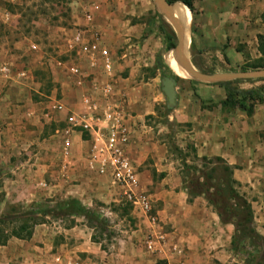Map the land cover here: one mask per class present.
<instances>
[{
	"label": "crops",
	"instance_id": "1",
	"mask_svg": "<svg viewBox=\"0 0 264 264\" xmlns=\"http://www.w3.org/2000/svg\"><path fill=\"white\" fill-rule=\"evenodd\" d=\"M198 2L196 9L192 3L193 18L195 17L196 21L191 35L193 43L218 44L227 40L230 45L227 47V53L230 54H238L233 45L237 38L238 41H243L245 33H248V29H243L242 34L236 36L235 29L239 23L246 24L248 16L257 10L264 13V0ZM227 5L231 6L229 13L225 9ZM102 13L99 5V10L94 16L102 19L103 27L100 25V30L104 37L102 34L101 36L108 47L114 45L116 38L119 41L122 36L136 37L141 31L140 24L130 23L128 18L121 19L116 16V19L109 20L110 16ZM193 18L191 15V20H194ZM92 25L95 26L96 23ZM2 50L0 48V54ZM125 56L126 54L121 55L120 67L133 69L134 63ZM25 72L28 76L23 83L14 84L10 81L8 87L4 85L5 80H0V165L10 172L6 180L15 191L17 185L13 183L20 181L25 191L32 189L31 186L36 182H42L43 187L38 188V192L40 189L54 192L57 191L55 185L46 183L43 177L44 172L55 164L57 173L61 175L60 146L64 135L62 132L66 128L64 114L50 110L51 99L42 106H35L30 98L25 97L24 104H20L19 101L32 85V73ZM198 85L195 89L197 94L192 91L191 93L201 96L199 102L207 97L213 101L217 100V105L206 108L198 102L193 115L190 116L184 112L176 114V111L180 110H176L175 99V109L169 118L178 117L182 122L191 123L188 137L193 140L198 155L219 156L231 166L232 178L239 183L240 192L251 205L254 228L264 237V137L258 132L261 124L259 117L256 118V111L247 116L237 109L221 110L219 102L223 99L224 92L217 88L216 98L212 94L216 90V86L212 88L215 84ZM122 111L130 131L125 153L136 171L137 189L143 192L149 201V212L153 220L147 219L138 209L132 210L131 213L133 212L135 217L134 226L120 230L123 234L116 238L117 244L109 251L101 247L100 243L91 241L92 229L88 228L81 218H75L72 225L57 227L49 237H45L47 235L43 233L41 237L30 238L31 242L25 241V264H51V259L57 254L63 259L73 258L77 264H242V258L229 246L232 225L221 223L201 195H187L182 178L173 169L172 162L165 159V146L148 142L145 125L136 122L124 109ZM59 122L62 124L57 127ZM47 125L52 131L48 137L45 131ZM50 137L55 139V144L48 143L47 138ZM68 139L70 154L65 173H69L72 179L79 180V183L62 189L63 197L76 198L86 207H90L92 198L113 201L121 197L120 190L107 176L98 175L88 169L86 158L91 144L89 135L70 131ZM78 144L86 148L84 166H81L79 161L80 164L76 166L77 157L71 159V148ZM22 150L25 158L21 156ZM34 196L37 195L31 194L30 197ZM148 237L159 241L155 242L157 250L154 253L145 249L144 242ZM32 248H35L33 253Z\"/></svg>",
	"mask_w": 264,
	"mask_h": 264
},
{
	"label": "rangeland",
	"instance_id": "2",
	"mask_svg": "<svg viewBox=\"0 0 264 264\" xmlns=\"http://www.w3.org/2000/svg\"><path fill=\"white\" fill-rule=\"evenodd\" d=\"M198 1L193 0L192 2L195 9L198 6ZM93 2L100 5L102 14L105 13L110 16L109 20L116 19L118 16L121 19L128 18L130 23H138L141 26V31L136 37L122 36L121 39L124 41L121 39L117 41L118 38H116L113 41L115 42L113 46L108 44L114 62L113 81H115L116 88L114 98L120 96L117 99L122 110L124 109L127 115L133 116L136 122L145 125L148 142L165 146V159L172 162L173 169L182 180L186 181L193 176L198 177L201 171L207 172V168L201 167L202 161L200 160V157L205 155H198L195 152L193 140L188 137L191 123L182 122L178 117L169 118L175 109V104L166 108V100L161 92L159 79L161 75L173 78L175 99H177L176 110H180L176 111V114L184 112L190 116L193 115L199 99L201 101L200 95L194 96L195 89L199 86L198 84L203 85L204 83L193 81L188 77L181 78L169 67L168 56L170 52H167L163 34L157 28L154 15L156 11L152 0H0V48L3 49L2 54H0V64L6 63L9 66L6 76L0 74V80L2 82L5 80L4 85L8 87L12 82L14 84L23 83L28 76L25 71H29L32 73V85L24 98L19 101L21 105L24 104L23 100L26 97L30 98L31 103L35 106H42L43 103L51 99L61 102L70 110L76 109L80 94L78 90L71 88V77L63 68L64 63L74 59L73 52L66 51V43L72 31L84 25L83 12ZM230 7L227 5L225 8L227 13L231 11ZM94 17L92 23H96V25H92V27L99 31L100 25L103 27L102 19ZM193 19H190L188 26L190 41L185 52L190 63L198 71L237 72L257 57L258 54L255 52L256 36L264 33V13L257 10L248 16L246 24L243 25L240 22L235 29L237 37L238 34H242L243 29H248L244 40L238 41L237 38L233 45L238 54L235 52L227 53V47L230 46L227 40L218 44H194L191 35L196 21L195 17ZM99 32L103 35L102 30ZM190 42H192V50H190ZM31 44L35 45V49L30 48ZM122 53L126 54L125 58L132 60L135 66L133 69L120 67ZM159 61L163 62L169 71L156 69L155 65ZM57 62L63 63V66L56 65ZM79 65H82V61L79 62ZM20 70L24 72L22 77L18 76ZM97 76L101 77V74H97ZM262 84H264V80H239L238 86L249 88ZM214 86H216V90L212 94L217 98V88H220L219 90L222 92L223 89L218 85H212V88ZM199 104L206 108H212L217 105V100L213 101L206 97ZM252 111H256V118L259 117L261 124L258 132L261 137H264V103H254ZM62 113L64 114V112ZM38 120L40 121L39 117ZM61 124L59 122L57 127H60ZM50 129L51 127L47 125L45 128L46 137L52 134ZM84 136L82 137L84 138ZM47 140L49 144H55V139L50 137ZM80 145L71 148V159L77 157L76 166L80 163L81 166H84L86 148L83 145L80 147ZM175 147L178 149H174ZM22 152L23 155L21 156L25 158L26 155L23 150ZM206 157L211 158L212 156ZM183 160L187 165L186 167L182 166ZM211 165L209 164L207 167ZM65 167H68V163ZM66 168L63 171L59 170L61 175L57 173V164L44 172L43 180L50 185H55L57 191L49 190L50 192H48L45 189L43 193L42 189L38 192V188L43 187L42 182H36L35 185L31 186L32 189L25 191V187L20 185V181H17L13 183L17 185L15 191L14 187H11V183L6 180L10 172L0 165V214L10 211L9 208L12 206L24 208L30 202L48 200L53 203L65 198L62 189L79 183V180L72 179L69 173H65ZM199 168L202 170L199 171ZM238 191H241L240 187H238ZM27 193L29 195L26 196ZM31 194L37 196L33 198L30 197ZM201 197L205 201L203 195ZM253 198L255 199V197ZM88 208H92L96 215L106 220L105 226L98 225L92 230L95 239L100 241L105 250L110 251L117 244L116 238L123 234L120 230L123 231L134 226L135 217L131 211L136 209L124 198L118 197L113 201L92 198ZM67 225H70L67 220L47 218L44 222L33 226L30 238L41 237L43 233L47 235L45 237H49V234L58 229L57 227L62 228L67 227ZM45 228L46 231H44ZM30 238L25 240L9 237L4 244L0 245V264H4V262L7 264H25L23 260L25 258V244L31 242ZM35 243L38 242L35 241ZM31 251V253L35 252V248H32ZM238 256L242 258V264H244V257L240 253ZM54 257L50 263L59 264L54 260ZM65 259L62 258L63 261ZM249 264H264V262L255 257Z\"/></svg>",
	"mask_w": 264,
	"mask_h": 264
},
{
	"label": "built area",
	"instance_id": "3",
	"mask_svg": "<svg viewBox=\"0 0 264 264\" xmlns=\"http://www.w3.org/2000/svg\"><path fill=\"white\" fill-rule=\"evenodd\" d=\"M98 10L97 3H91L84 10V25L73 30L66 43V51L73 52L74 59L64 63L63 68L71 77V87L79 91L77 108L70 110L57 100H52L50 105V110L64 112L63 121L66 123L61 138L60 170L65 169L70 153L68 133L78 131L88 134L91 141L86 158L88 169L98 175L107 176L120 190L121 198L151 221L153 216L149 212V201L137 189V174L125 153L130 131L117 99L120 96L114 98L116 88L113 81L112 54L103 42L101 33L92 27L94 14ZM30 48L35 49V45L31 44ZM80 61L82 65H79ZM56 65L63 66V63L57 62ZM8 71V64L1 63L0 74L6 76ZM97 74H101V77ZM18 76H24V72L20 70ZM155 242L159 241L146 238L145 249L156 252ZM54 260L59 264H77L73 258L63 261L59 255H55Z\"/></svg>",
	"mask_w": 264,
	"mask_h": 264
},
{
	"label": "trees",
	"instance_id": "4",
	"mask_svg": "<svg viewBox=\"0 0 264 264\" xmlns=\"http://www.w3.org/2000/svg\"><path fill=\"white\" fill-rule=\"evenodd\" d=\"M167 3L180 2L190 11L193 18V0H166ZM158 30L163 34L166 49L174 46V35L170 27L154 13ZM148 22V21H147ZM192 50V42H190ZM257 57L248 65L240 68V71L264 68V33L256 36ZM155 68L166 69L167 66L159 61ZM204 72H213L206 70ZM239 80L214 83L221 86L224 97L219 102L221 110L237 109L250 116L254 103H264V84L249 88L238 86ZM174 149H178L175 147ZM193 150V149H192ZM180 151V150H178ZM201 167L207 168V172L198 170L200 175L188 180H182L189 197L203 195L205 201L216 213L219 221L228 223L233 227L229 246L232 251L240 253L244 257V264H249L253 258H259L264 262V237L253 226V215L249 201L244 194L238 191L239 183L232 178V168L219 156L207 158L201 156ZM212 164L207 167V165ZM182 166L186 167L184 160ZM20 208V207H19ZM10 207L7 212L0 214V245L9 237L27 240L32 234L33 226L44 222L47 218L67 220L72 225L75 218H81L86 226L94 229L98 225L105 226L106 220L95 214L92 208L84 206L73 197H65L51 203L48 200L30 202L24 208ZM19 209V210H18ZM18 210V211H17ZM69 225H67L68 227ZM91 241L100 243L91 234ZM102 247V245H101Z\"/></svg>",
	"mask_w": 264,
	"mask_h": 264
},
{
	"label": "water",
	"instance_id": "5",
	"mask_svg": "<svg viewBox=\"0 0 264 264\" xmlns=\"http://www.w3.org/2000/svg\"><path fill=\"white\" fill-rule=\"evenodd\" d=\"M180 2L167 3L166 0H152L153 7L161 19L170 27L175 43L167 52H171L176 64L181 67L193 81L207 84L226 82L232 80H264V68L237 71V72H213L198 71L193 67L186 56L183 45L185 27L181 20L174 16V6ZM183 5L182 3H180ZM184 6V5H183ZM161 92L166 100V108H170L175 102V82L172 77L162 76L159 79Z\"/></svg>",
	"mask_w": 264,
	"mask_h": 264
},
{
	"label": "bare ground",
	"instance_id": "6",
	"mask_svg": "<svg viewBox=\"0 0 264 264\" xmlns=\"http://www.w3.org/2000/svg\"><path fill=\"white\" fill-rule=\"evenodd\" d=\"M174 16L177 17L181 22L183 23L185 27L184 31V39H183V45L184 49L186 50L190 41V36H189V31H188V26L190 23L191 15L189 10L186 8V6L181 5L180 3L175 4L174 6ZM168 65L169 67L174 71L176 75H178L181 78H186L189 76L185 73V71L179 67L175 60L172 57L171 52L169 53L168 56Z\"/></svg>",
	"mask_w": 264,
	"mask_h": 264
},
{
	"label": "flooded vegetation",
	"instance_id": "7",
	"mask_svg": "<svg viewBox=\"0 0 264 264\" xmlns=\"http://www.w3.org/2000/svg\"><path fill=\"white\" fill-rule=\"evenodd\" d=\"M162 76H167V75H161L160 77H162ZM168 77H170V76H168Z\"/></svg>",
	"mask_w": 264,
	"mask_h": 264
}]
</instances>
